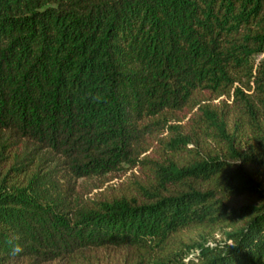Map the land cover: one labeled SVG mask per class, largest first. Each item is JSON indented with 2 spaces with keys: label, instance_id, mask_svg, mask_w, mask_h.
I'll return each mask as SVG.
<instances>
[{
  "label": "trees",
  "instance_id": "16d2710c",
  "mask_svg": "<svg viewBox=\"0 0 264 264\" xmlns=\"http://www.w3.org/2000/svg\"><path fill=\"white\" fill-rule=\"evenodd\" d=\"M263 53L264 0H0V264H264Z\"/></svg>",
  "mask_w": 264,
  "mask_h": 264
},
{
  "label": "rangeland",
  "instance_id": "374dc122",
  "mask_svg": "<svg viewBox=\"0 0 264 264\" xmlns=\"http://www.w3.org/2000/svg\"><path fill=\"white\" fill-rule=\"evenodd\" d=\"M264 58V53L254 58V63L257 64L259 60ZM121 175V174H119ZM106 176L104 179H78L76 181V190L79 200L83 203L94 199L99 193L107 187L108 184L116 183L121 177ZM264 184V183H263ZM239 205H246L247 203L254 206H259L264 203V197L261 199H254L251 201L239 200ZM217 240H223L221 233L216 235ZM10 264H141L135 256H131L125 249H98V250H84L71 258L58 259L49 263H35L29 260H13Z\"/></svg>",
  "mask_w": 264,
  "mask_h": 264
},
{
  "label": "clouds",
  "instance_id": "9594fccd",
  "mask_svg": "<svg viewBox=\"0 0 264 264\" xmlns=\"http://www.w3.org/2000/svg\"><path fill=\"white\" fill-rule=\"evenodd\" d=\"M9 243H12V242L10 241ZM22 252H23V248L21 247V245L18 243H15L12 245L10 255L15 257V256H18Z\"/></svg>",
  "mask_w": 264,
  "mask_h": 264
}]
</instances>
